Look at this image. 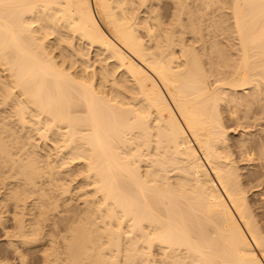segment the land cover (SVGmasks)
Listing matches in <instances>:
<instances>
[{"label":"bare ground","instance_id":"1","mask_svg":"<svg viewBox=\"0 0 264 264\" xmlns=\"http://www.w3.org/2000/svg\"><path fill=\"white\" fill-rule=\"evenodd\" d=\"M163 1L0 0V197L20 257L264 264V131H246L264 127V0H170L168 21ZM57 146L81 167L73 196Z\"/></svg>","mask_w":264,"mask_h":264},{"label":"rangeland","instance_id":"2","mask_svg":"<svg viewBox=\"0 0 264 264\" xmlns=\"http://www.w3.org/2000/svg\"><path fill=\"white\" fill-rule=\"evenodd\" d=\"M166 1H168V0H165V1H163L162 3H161V8H159L160 9V12L162 13L163 12V14H161L162 16H163V18H164V20L165 21H168L169 20V17H170V15L169 14H171L172 13V10H173V6H172V8H171V5L169 4V3H171L172 5H173V3L169 0L168 2H166ZM171 12V13H170ZM169 15V17L168 18H166L167 16ZM166 16V17H165ZM166 19H168V20H166ZM2 66H4V65H2ZM6 67V66H5ZM5 67H4V71H5V73H3L2 71H1V64H0V71L3 73L2 75H0V78H2V79H0V80H3V77H4V80L5 81H7L9 78H8V76H6V75H8V74H6V73H8V71H6L5 70ZM3 70V69H2ZM1 74V73H0ZM6 74V75H5ZM4 75V76H3ZM2 76V77H1ZM5 78H8V79H5ZM3 80V81H4ZM16 123V122H15ZM16 125V124H15ZM16 127V126H15ZM231 129H230V128ZM258 127V128H257ZM228 129H227V135H228V138H229V142L230 143H232L233 141H235L238 137H239V134H240V128H237V127H232V126H228L227 127ZM260 129V130H259ZM262 130L264 131V127H263V129H262V126H254V127H249V128H246V131H248L247 132V134H257V133H259V132H257V131H261L260 133H263L262 132ZM264 134V133H263ZM39 137H35V141L37 142V145H38V149H43V150H45V148H44V146H43V144H44V142H43V139L42 138H39ZM37 139V140H36ZM49 139H47L46 141H48ZM40 142H41V144H40ZM48 143H49V141H48ZM58 145V144H57ZM57 148H58V146H57ZM56 148V151L55 150H53V151H51V152H53V154L52 155H54V151H55V153L57 152L58 154H57V157H56V160H59V158L61 159V157H63V158H66V159H64V160H66V162L64 161V167H66V168H63V169H65V172L63 171V174H64V181H65V183L66 184H70L69 185V187L71 186L72 188H70L71 190L73 189V187L76 189V185L78 186V179L80 178V175H79V172H80V168H79V164L77 163V160L76 159H73V162H75L74 164H73V162H71L72 160H70V156H69V154H67V153H64L63 151L64 150H62V152H60L61 150H60V148H58L57 149ZM59 152H60V154H59ZM61 153L63 154H66L65 156L63 155H61ZM69 157V159H67L68 157ZM63 160V159H62ZM62 160H59L58 161V163H61L62 162ZM70 160V161H69ZM75 160V161H74ZM71 162L70 164H69V162ZM249 162H253V161H238L236 164L237 165H239V167L240 168H243V169H241V170H243V171H247L248 169H251V168H253V167H251L250 165H252V163H249ZM247 163V164H246ZM248 163H249V165H248ZM67 164H69V165H67ZM75 164H76V168L75 167H73V165L75 166ZM63 165V164H62ZM68 166V167H67ZM243 166V167H242ZM253 166V165H252ZM60 167H62V166H60ZM77 167H78V169H77ZM69 168V169H68ZM73 168L75 169V175H77V177L74 175V170H73ZM61 169V168H60ZM67 169H68V171L69 172H67ZM71 169V170H70ZM77 170V171H76ZM70 171H72V172H70ZM79 171V172H78ZM72 174V175H71ZM65 175H67L68 176V178L65 176ZM70 175V176H69ZM69 177H70V179H69ZM72 178L74 179V178H76L77 180L75 181V179L74 180H72ZM68 179V180H67ZM67 180V181H66ZM70 181H71V183H70ZM67 182H69V183H67ZM74 182V183H73ZM74 185H73V184ZM76 184V185H75ZM0 194H1V192H3L4 191V189H3V191H2V188H3V186H1L0 185ZM74 189V191L76 192V190ZM252 189H254V190H252ZM250 188L249 190H248V192L247 193H249V194H246L247 196H250V198H253L252 196H254V198H255V200H257V202L254 200V198L253 199H251V200H254L257 204H258V202H260V200H259V197H261V195H260V192H258V189L259 190H261L260 189V187L257 189V187H255V188ZM256 189H257V191H256ZM73 190H72V192H73V194H72V196L74 195V192ZM254 191V192H253ZM257 193H259L258 195V197L257 196H255V195H257ZM255 194V195H254ZM3 196V194L1 195V197ZM0 197V200L2 199ZM4 201H2L1 200V202H0V211L2 212V215H3V217L5 218V229H2L1 227H0V262L1 263H3V264H41L40 262H42V261H40L41 259L38 257L37 258V256L39 255V253H38V255L37 254H34L33 253V251L34 252H36L37 253V249H34L33 247H29V248H31V249H29L28 247H26L27 249H24V248H21L22 246H19V248H18V250L21 252V253H24L21 257L22 258H24V260L20 257V254H18V252L17 251H15V250H17V249H15L14 248V245H16V241L14 242V240H16V237L14 238V235L16 236V232H15V234H12L11 232H14V230H15V228L14 227H12L13 226V204L12 203H9L8 204V202L5 204V203H3ZM1 203H2V205H1ZM5 204V205H4ZM12 204V205H11ZM8 205V207H7V209H8V211H5L6 210V208H5V206H7ZM3 207H4V209H3ZM12 208V209H11ZM6 216V217H5ZM11 217V218H10ZM7 218H9V219H11V220H9V219H7ZM6 219H7V221H6ZM11 221V222H10ZM261 221H263V219H261ZM260 221V222H261ZM8 224V227L6 226ZM9 224H10V227H9ZM12 224V225H11ZM12 227V228H11ZM7 228V229H6ZM8 228H10V230L8 229ZM14 228V229H13ZM4 231H2V230ZM12 229V230H11ZM8 231V234H7V231ZM10 233V234H9ZM11 234H12V239L13 240H11V237L9 238L8 236H11ZM5 235H8V236H5ZM8 239V240H7ZM13 241L12 242V244H13V246L11 247L10 245H8L9 244V241ZM8 241V242H7ZM16 247V246H15ZM14 248V249H13ZM21 249V250H20ZM22 249H24L23 251H22ZM33 249V250H32ZM30 250V251H29ZM154 251H155V248H154ZM156 251L158 252V250L156 249ZM155 251V252H156ZM17 254H18V256H17ZM157 254V256H158V253H156ZM155 254V255H156ZM18 257H20V258H18ZM156 257V256H155ZM23 261V262H22ZM26 261V262H25ZM43 264V263H42Z\"/></svg>","mask_w":264,"mask_h":264}]
</instances>
